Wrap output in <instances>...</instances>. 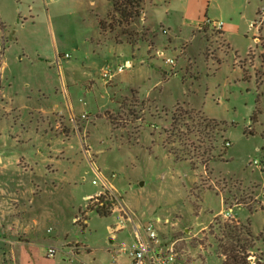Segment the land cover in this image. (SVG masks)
Returning a JSON list of instances; mask_svg holds the SVG:
<instances>
[{
    "label": "rangeland",
    "instance_id": "rangeland-1",
    "mask_svg": "<svg viewBox=\"0 0 264 264\" xmlns=\"http://www.w3.org/2000/svg\"><path fill=\"white\" fill-rule=\"evenodd\" d=\"M114 1L0 0V264H110L150 220L177 264H222L230 233L264 264V0ZM95 167L121 201L84 198Z\"/></svg>",
    "mask_w": 264,
    "mask_h": 264
},
{
    "label": "built area",
    "instance_id": "built-area-1",
    "mask_svg": "<svg viewBox=\"0 0 264 264\" xmlns=\"http://www.w3.org/2000/svg\"><path fill=\"white\" fill-rule=\"evenodd\" d=\"M140 18L144 20L145 14L141 13ZM210 21V20H209ZM214 23H219L220 21H213ZM162 32H166L165 29ZM155 55L157 58L164 60L169 65L168 74H176L173 70L176 65L175 55L171 56L165 54L162 49L156 50ZM133 65V58H122L120 62L116 65H106L101 70L102 78L105 82H109L116 75L122 73L127 68ZM82 116L85 117L84 114ZM97 172V179L93 178L91 182L93 184L100 185V189L91 196H85L87 200L92 198L98 199L105 191L109 192L111 199L122 200L121 193L107 180V176L104 175L98 168L95 167ZM99 202V201H98ZM100 205L104 204L103 201L99 202ZM120 211L122 205L117 207ZM124 210V209H122ZM126 213V211H124ZM129 218H131L128 215ZM124 216L121 212H118L117 219L124 221ZM156 221H159L156 219ZM49 230V229H48ZM56 252L54 246L48 247L46 250V255L52 256ZM123 259H120V258ZM178 252L174 242L166 240L161 235V232L157 229L155 223L150 220L147 222L134 223L132 230V240L121 241L120 244L111 253V263L110 264H177Z\"/></svg>",
    "mask_w": 264,
    "mask_h": 264
},
{
    "label": "trees",
    "instance_id": "trees-1",
    "mask_svg": "<svg viewBox=\"0 0 264 264\" xmlns=\"http://www.w3.org/2000/svg\"><path fill=\"white\" fill-rule=\"evenodd\" d=\"M132 2L133 0H126L124 3L119 4V0H115L114 8L119 9L121 11V16L127 19V17H129V15L132 12L130 11V13L128 14L126 12L127 11L126 9L128 6L134 5ZM135 5L140 6V1L135 2ZM103 22L104 21L100 19V24L102 28L104 27ZM256 117H257V110L253 111L252 113V118H256ZM231 230L229 231L231 232ZM247 236L250 237L249 231H248ZM229 237L230 239L233 240V242L231 240V242L227 244L225 243L222 244V253L224 255V260L222 264H250L249 259H248L250 255L249 254V247H250L249 239L246 237L242 238L240 234H236V233H230ZM255 264H261V263L258 260L256 261Z\"/></svg>",
    "mask_w": 264,
    "mask_h": 264
},
{
    "label": "crops",
    "instance_id": "crops-1",
    "mask_svg": "<svg viewBox=\"0 0 264 264\" xmlns=\"http://www.w3.org/2000/svg\"><path fill=\"white\" fill-rule=\"evenodd\" d=\"M100 15H105V12L104 13H102V14H100ZM24 20H26V18L24 19ZM24 21H22V23H23ZM2 24V23H1ZM23 25V24H22ZM223 29L225 30V26L223 25ZM19 31V30H18ZM18 33V32H17ZM8 47V49H11V46H7ZM1 55H0V79H2L3 78V73H5V71H6V69H7V67H8V61L5 59V53L4 52H1L0 53ZM60 58L59 57H57V59L56 60H59ZM61 60V59H60ZM13 77V76H12ZM9 80H11V78L9 77ZM29 84H27V86H28ZM68 89H66V91H67ZM40 91V90H39ZM0 92L1 93H4L5 91H3V90H1L0 89ZM5 96H8V99H9V102H8V104H10V106H12V108H16V109H18L19 108V105L16 103V102H14V97L13 96H11V94H5ZM31 99H32V96L31 95H26V100H27V102H26V108L27 109H29V110H35V111H37V112H40V113H42L41 112V110H38V107L36 108L35 107V104L33 103V102H31ZM33 101V100H32ZM37 109V110H36ZM59 111H61V110H59ZM39 124H42V126H45V125H47V123H45V121H42V123H39ZM39 124H38V126H39ZM26 127L25 126H23V124H21V129H25ZM16 135L17 134H14V137H15V139H19V137L18 138H16Z\"/></svg>",
    "mask_w": 264,
    "mask_h": 264
}]
</instances>
